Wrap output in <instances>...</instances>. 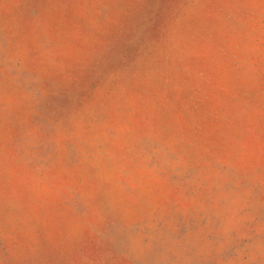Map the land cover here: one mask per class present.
I'll return each mask as SVG.
<instances>
[{
    "label": "rangeland",
    "instance_id": "obj_1",
    "mask_svg": "<svg viewBox=\"0 0 264 264\" xmlns=\"http://www.w3.org/2000/svg\"><path fill=\"white\" fill-rule=\"evenodd\" d=\"M0 264H264V0H0Z\"/></svg>",
    "mask_w": 264,
    "mask_h": 264
}]
</instances>
